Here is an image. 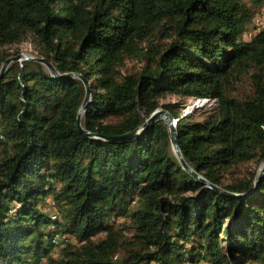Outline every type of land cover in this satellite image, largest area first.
I'll list each match as a JSON object with an SVG mask.
<instances>
[{
	"label": "trees",
	"instance_id": "trees-1",
	"mask_svg": "<svg viewBox=\"0 0 264 264\" xmlns=\"http://www.w3.org/2000/svg\"><path fill=\"white\" fill-rule=\"evenodd\" d=\"M263 7L0 0V69L24 40L57 69L14 60L0 78V264H264V27L246 38ZM168 93L218 104L181 117ZM160 106L189 165L248 195L185 169L164 119L136 133Z\"/></svg>",
	"mask_w": 264,
	"mask_h": 264
},
{
	"label": "water",
	"instance_id": "water-1",
	"mask_svg": "<svg viewBox=\"0 0 264 264\" xmlns=\"http://www.w3.org/2000/svg\"><path fill=\"white\" fill-rule=\"evenodd\" d=\"M22 59H36L44 64L47 65V67L49 68V70L51 71L52 75H57V69L56 67L47 60V58L43 57V56H36V55H27V54H17V55H14L13 57H10V58H7L2 66H1V69H0V78L3 76L4 72L6 71V69L8 68L9 64L14 61V60H22ZM63 76H79V77H83L80 73H76V72H69V73H64L62 74ZM85 83H86V88H87V92H86V95H85V98H84V101H83V104L81 105L80 109H79V114H78V117H79V122L81 120V114L83 113V111L88 107L89 105V102L91 100V88H90V85H89V82L87 80H85ZM173 116V115H172ZM159 118H162L166 121L168 127H169V130H170V134H171V141H172V145H173V148L179 158V160L181 161L182 165L185 167V169H187L189 172H191L196 178L198 179H201L203 180L206 184H208L209 186L215 188V189H219V190H222L230 195H237V196H246L248 195V193H234V192H229L227 190H224L223 188H221L220 186L212 183L211 181H209L208 179H206L203 175H201L200 173H198L197 171L194 170L193 167H191L189 165V163L186 161L181 149H180V146H179V140H178V131H177V126L176 124L174 123V121L172 120V117L166 113H164V111L161 109V108H157L155 109L152 114L147 118V120L145 121V123L143 125H141L138 129H137V132L136 130L134 131H130L128 133H125V134H121V135H116V136H110V138H113V139H124V138H128L132 135L135 134V132L137 134L141 133L146 127L147 125H149V123L159 119ZM81 126V124H80ZM82 130L85 132V133H88L90 135H96V133H93V132H90V131H87L86 129H84L82 126H81ZM264 175V167L261 169L260 172H258L257 174V179H256V182H255V188L258 189L259 186H260V182H261V179Z\"/></svg>",
	"mask_w": 264,
	"mask_h": 264
},
{
	"label": "rangeland",
	"instance_id": "rangeland-1",
	"mask_svg": "<svg viewBox=\"0 0 264 264\" xmlns=\"http://www.w3.org/2000/svg\"><path fill=\"white\" fill-rule=\"evenodd\" d=\"M260 27H264V7L262 8L261 12L256 15V19L254 18L253 21L248 25L246 38H250L252 34H254L257 29ZM19 49V53L27 54V55H36L35 47L29 40H24L16 46ZM17 53V54H19ZM16 54V55H17ZM142 62L138 58H129L126 61V64L122 67V70L133 71L141 67ZM163 104L171 103L175 104L180 110V116H186L188 112L192 114L194 118L201 119L203 118L209 111L214 110L217 106V101L214 98L205 97V98H198L194 96L190 97H183L178 94L168 93L164 97L161 98ZM164 113L170 115L174 123H177V118L173 117L170 111L165 106H160ZM264 167V162L258 165V172ZM156 264V263H154ZM199 264H208L206 261L202 260Z\"/></svg>",
	"mask_w": 264,
	"mask_h": 264
}]
</instances>
